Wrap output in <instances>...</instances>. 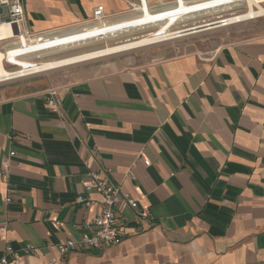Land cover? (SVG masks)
<instances>
[{
  "label": "crops",
  "instance_id": "1",
  "mask_svg": "<svg viewBox=\"0 0 264 264\" xmlns=\"http://www.w3.org/2000/svg\"><path fill=\"white\" fill-rule=\"evenodd\" d=\"M256 1L264 8V0ZM23 5L36 33L89 26L98 6L107 21L132 13L127 0H23ZM173 14L178 20L194 17ZM246 23L230 26L228 38L209 52L192 40L174 41L200 32L135 54H110L1 83L0 166L9 152L14 157L7 179L0 175V259L264 264V29ZM19 50L12 47L10 54ZM50 88L61 99L58 112L46 105ZM107 171L112 184L148 208L154 227L120 202L117 211L127 231L120 244L61 258L55 246L79 240L83 221L96 212L76 201L88 173ZM88 198L101 199L95 192ZM27 245L35 248L33 254L23 252ZM8 246L14 257L6 253Z\"/></svg>",
  "mask_w": 264,
  "mask_h": 264
},
{
  "label": "built area",
  "instance_id": "2",
  "mask_svg": "<svg viewBox=\"0 0 264 264\" xmlns=\"http://www.w3.org/2000/svg\"><path fill=\"white\" fill-rule=\"evenodd\" d=\"M235 0H222V5H233ZM138 0H128V11L136 12L137 10L133 4H137ZM133 3V4H132ZM182 0H171L167 3L158 4L157 8H169L168 12H172L176 6H180ZM240 6L235 7L233 12L241 11L243 0H240ZM142 4V2H141ZM223 14V13H222ZM227 14V13H226ZM107 22L105 13L102 6L96 7L92 12L91 24H102ZM5 30L4 34L1 31ZM57 33L44 32L36 33L31 30L27 25L23 0H0V54L1 63L7 70L17 69L8 73V76L0 81L1 83L10 82L16 79L26 78L29 76L46 73L49 71L33 72L28 71L35 63H39L44 59L42 53L46 50L49 43V39L54 38ZM45 45V46H44ZM20 50L16 55L10 54L12 47H19ZM23 49H30L29 51ZM43 55V56H42ZM43 57V58H42ZM23 59L26 61L27 67L21 65ZM46 105L52 110L58 112L61 99L59 98L56 88H50L47 91ZM14 157V152H9L8 156L3 158L0 166V175L2 178L7 179L8 170L10 167L11 159ZM145 166H149V161H144ZM98 174L96 172L88 173V181L83 188V193L77 197V204L83 205L87 210L96 208V212L92 218L85 219L82 223V227L85 233L77 241L69 239L65 242H61L55 246L60 257H65L67 254L75 251L87 252L91 250H98L105 247H112L120 244L127 236V231L124 225V221L118 214L117 206L120 202H124L136 215L139 221H147L150 227H154L155 223L150 219L148 208H142L138 205L136 200L127 192L123 191L120 186L112 184L108 180V173ZM132 179H135L134 175L130 173ZM95 192L100 196L99 201H93L88 198V195ZM9 201V198L6 200ZM23 252L26 255L33 254L35 248L31 245H27ZM6 253L15 256V253L8 246L6 247ZM8 257L3 256L0 259V264H18V258H15L13 262H8ZM48 264H59V261L54 260Z\"/></svg>",
  "mask_w": 264,
  "mask_h": 264
},
{
  "label": "rangeland",
  "instance_id": "3",
  "mask_svg": "<svg viewBox=\"0 0 264 264\" xmlns=\"http://www.w3.org/2000/svg\"><path fill=\"white\" fill-rule=\"evenodd\" d=\"M128 1V0H127ZM142 4L136 5V12L127 14L126 16L119 18L117 20H111L104 22L102 24H93L72 31H81L87 28L95 29L94 34L87 36H80L76 39H69L64 37L68 33L55 35V41L59 40L58 43L50 42L46 47L44 53H42L44 60L59 58L75 54L81 51L91 50L98 47H103L105 45H112L120 42L130 41L145 37L148 35L163 33L172 30L179 29L180 27H185L189 25H196L204 21H214L222 17L231 16L240 13L246 9L245 1L243 0L241 11L233 12L235 7L240 6V0L233 1V5H222V0H182L180 6H176L172 12H168V9L157 8L150 9L149 6L153 4H160L170 2L171 0H140ZM152 2V3H151ZM263 6V5H262ZM129 9V7H128ZM174 12H178L180 18L186 17L188 13L193 12L194 17L192 19L178 20L174 16ZM223 13V14H222ZM227 13V14H226ZM232 13V14H231ZM226 15V16H225ZM256 24L259 29H264V17L249 21L246 24ZM231 28V27H229ZM229 28H222L214 31H208L201 33L199 35H193L183 39H177L174 41L181 40H192L194 45L202 52H209L215 50L217 47L223 43L224 39L228 38L226 30ZM68 36V35H67ZM165 42V43H171ZM156 46V45H154ZM154 46L137 49L129 52H124L121 54H135L143 50L150 49ZM18 50L22 48L21 46L16 47ZM30 50V49H29ZM31 52V51H30ZM119 54V55H121ZM21 55V53H20ZM42 57V58H43ZM21 62V65H26V61ZM39 61V62H40ZM67 68V67H64ZM61 68V69H64ZM58 69V70H61Z\"/></svg>",
  "mask_w": 264,
  "mask_h": 264
},
{
  "label": "bare ground",
  "instance_id": "4",
  "mask_svg": "<svg viewBox=\"0 0 264 264\" xmlns=\"http://www.w3.org/2000/svg\"><path fill=\"white\" fill-rule=\"evenodd\" d=\"M246 4V9L240 13L222 17L214 21H210L206 24L192 26L186 29L173 30L163 33H156L141 37L138 39L130 40L115 46H105L99 50L86 52L83 54L71 56L64 59L55 60L46 64H37L31 66L28 71L40 72L53 70L63 66L72 65L78 62H83L95 58H101L110 54H116L120 52L137 50L139 48H144L148 46L157 45L160 43L168 42L177 38H181L188 35L198 34L200 32H208L222 28H229L233 24L245 23L253 20H257L264 17V8L256 0H244ZM5 30L2 29L1 34H4ZM15 70H7L3 67L1 63L0 54V81L8 76L9 72ZM17 71V70H16Z\"/></svg>",
  "mask_w": 264,
  "mask_h": 264
}]
</instances>
